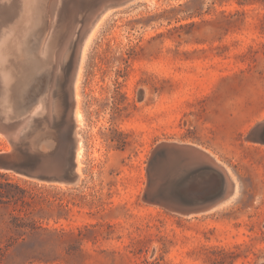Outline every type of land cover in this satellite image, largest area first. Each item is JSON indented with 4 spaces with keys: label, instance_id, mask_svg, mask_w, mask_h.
<instances>
[{
    "label": "rangeland",
    "instance_id": "374dc122",
    "mask_svg": "<svg viewBox=\"0 0 264 264\" xmlns=\"http://www.w3.org/2000/svg\"><path fill=\"white\" fill-rule=\"evenodd\" d=\"M52 1L0 0V112L23 117L25 144L41 127L60 135L73 116L68 86L83 24L98 25L78 83L80 180L65 186L0 169V183L27 203L0 204V264L264 261V136L249 139L264 123V0H131L116 10L103 0H57L50 31ZM75 15L51 109L52 55ZM43 48L52 58L38 68ZM48 138L41 151L55 147ZM165 141L216 155L238 183L236 197L194 216L145 202L148 161ZM0 153L14 154L2 134Z\"/></svg>",
    "mask_w": 264,
    "mask_h": 264
},
{
    "label": "water",
    "instance_id": "95a60500",
    "mask_svg": "<svg viewBox=\"0 0 264 264\" xmlns=\"http://www.w3.org/2000/svg\"><path fill=\"white\" fill-rule=\"evenodd\" d=\"M129 2L131 0H103L100 5L105 4L116 10ZM4 128L7 131L10 129L9 126ZM39 131L33 145L26 144V148L18 146L11 155L1 153L0 169L40 182L76 185L79 181L75 158L70 157L71 163L64 170L50 166L48 160L54 159V154L62 151L61 143L54 129L50 130V134L44 132L43 127ZM262 136L264 123L254 128L249 139L258 140ZM45 138L56 142L55 147L48 152L39 148ZM12 143L15 147L16 143ZM34 147L36 149L31 152ZM147 176L143 200L182 216L212 213L236 197L233 196L234 189L222 166L214 160L208 149L194 143L165 141L158 144L149 158ZM260 264H264V261Z\"/></svg>",
    "mask_w": 264,
    "mask_h": 264
},
{
    "label": "bare ground",
    "instance_id": "6f19581e",
    "mask_svg": "<svg viewBox=\"0 0 264 264\" xmlns=\"http://www.w3.org/2000/svg\"><path fill=\"white\" fill-rule=\"evenodd\" d=\"M149 1H154V0H149ZM85 2H81V5H84ZM3 3H5V2H3ZM76 5H77V7L73 6L74 7V9H73L74 13H76L77 10L79 9L80 2H78ZM14 7H16V5ZM22 7H23V5H22ZM22 7H21V10L17 9V11L14 12V13H18L20 11L19 12V14H20L21 11H22ZM59 8H60V3L57 0L56 1L53 0L52 4L49 6L50 13H49V23L48 24H49V30L50 31L54 27V24H53L54 21L52 22V20H53L54 16L57 15V13L59 11ZM84 8H86V6ZM33 9L35 10V7ZM22 12H24V11H22ZM34 15H35V13H34ZM14 16H17V15H14ZM76 16L77 15L73 16V18H72V21H71L72 25L74 23L73 19H75L74 17H76ZM91 23H89V21L87 19L85 24H83L84 30L82 29L83 31L81 33V36H83V39H81V41L77 45L76 52H75V57H74V61H73V69H72V71L70 73L71 77H69L70 78L69 82H70V86H71L70 89H69L70 86H68V91H69V93H71V94H69V102H70V100H73L72 102H73V105H74V106H72V108H70L71 109V113H70V111H69V113L73 114V116H70L71 118H69L70 119L69 125L67 127H64V128L60 129L61 130L60 131V135L56 134L57 137H58V140L61 143L62 151L55 153L54 154V159H52L50 161L48 160V163L50 164V166L55 167V168H61L62 170H64L71 163L70 157L73 156L75 158L77 175H78V181L80 180V171H79V162L78 161L82 158V154H83V138H82V135L80 133V129L83 126V120H84V116H83L82 110L80 108V102H79L80 100H79V93H78V83H79V78H80V75H81L82 64H83V60H84L86 49H87L88 45L90 44L91 40L93 39V37L95 35V32H96V30L98 28V25H96L92 30H90L91 28L88 29L89 26L92 25ZM72 25L70 27V28H72L71 31L68 29L70 31L69 32L70 35H69L68 39H66V40H68V42H66L57 51H55V55H52L53 59H51L52 57L50 58V56H49V58L52 61V63H51V65H52L51 71L52 72L50 73V75H51V86H50V89H49V96H48V102H49V104L51 106V109L53 108V106H55L54 102H53V98H54V95H55L54 88L58 84V76H59V72H60V68H61L62 62L64 60V54H65L64 52L69 47V44L71 43V40H72L73 35L75 33V30H76V26L73 25V27H72ZM78 29H80V28H78ZM47 40H46V42H47ZM51 41H52V38H51ZM1 42H2V40H1ZM4 44L6 45V43H4ZM49 45H51V44H49ZM44 46L46 47V45H44ZM43 49H45V48H43ZM43 49L40 50V52L38 54L39 60L38 59L36 60L37 61L36 64L38 65V68L45 66V64L50 60L49 58H48L49 60L47 59V53H48L49 48H48V50L45 49L44 51H43ZM51 53H52V51H51ZM72 102H71V104H72ZM22 118L23 117H21V116H14V115L11 116V115H9V113L0 112V134L7 136L11 141H14V143H16V144L18 143L17 145L15 144V147L13 146L14 153H15V151H17V147L18 146H23V148H26V144L23 143L25 141H23V142L21 141L20 142V140H21L20 138H23V137L27 141L26 138L28 136V132L26 131L28 129L27 126L25 128H23L22 131L20 130L21 129L22 120H23ZM42 118H43V116H42ZM49 118H50L51 122L54 120L51 116ZM35 119H37V118L36 117L33 118V120H31L29 122V124L32 122L31 123V125H32L33 122L35 121ZM38 120L41 121V119H38ZM44 121H46V120H44ZM44 123H46V122H44ZM5 126H9L10 129L7 131L4 128ZM47 127H52V125H50V126L47 125ZM20 131H21V134L19 133ZM54 133H57V131L54 130ZM19 134H20V136H19ZM63 135H64V139L62 140L61 137ZM36 140H37V137H35L33 139V141H32L33 144L36 142ZM35 149L36 148L34 147L30 151L33 152ZM209 153H211V152H209ZM3 154L9 155L8 153H3ZM211 155L213 156L214 160H216V162L218 164H220L222 166V168L224 169V171L228 174L229 179H230V186L232 185V187L234 189L233 196H235L237 194L239 186H238V183L236 182V180L231 175L230 169L225 164H223L221 161H219L216 155H214L212 153H211Z\"/></svg>",
    "mask_w": 264,
    "mask_h": 264
},
{
    "label": "trees",
    "instance_id": "16d2710c",
    "mask_svg": "<svg viewBox=\"0 0 264 264\" xmlns=\"http://www.w3.org/2000/svg\"><path fill=\"white\" fill-rule=\"evenodd\" d=\"M3 177H6L5 174H2L0 172V178H3ZM9 188V187H14V185H12L11 183H0V204L1 203H4L5 201H15L16 203H19V202H22L23 205H27V203H25V200H24V196H21V197H18V196H13L10 194V192L6 189V188ZM2 188L6 189L4 191H2ZM21 193L23 192L24 194L26 193L25 190L17 187ZM236 259V256L232 259V261H235Z\"/></svg>",
    "mask_w": 264,
    "mask_h": 264
}]
</instances>
